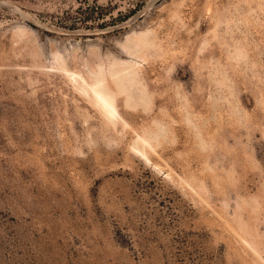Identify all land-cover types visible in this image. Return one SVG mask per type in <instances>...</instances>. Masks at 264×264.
Masks as SVG:
<instances>
[{
  "label": "rangeland",
  "instance_id": "1",
  "mask_svg": "<svg viewBox=\"0 0 264 264\" xmlns=\"http://www.w3.org/2000/svg\"><path fill=\"white\" fill-rule=\"evenodd\" d=\"M0 264H264V0H0Z\"/></svg>",
  "mask_w": 264,
  "mask_h": 264
},
{
  "label": "bare ground",
  "instance_id": "2",
  "mask_svg": "<svg viewBox=\"0 0 264 264\" xmlns=\"http://www.w3.org/2000/svg\"><path fill=\"white\" fill-rule=\"evenodd\" d=\"M97 83H98V82H97ZM97 83H96V84H97ZM86 85H87V84H86ZM92 85H93V84H92ZM89 86H90V85H89ZM98 86H99V85H98ZM94 87H95V86H94ZM99 87H101V86H99ZM89 88H90V87H89ZM91 88H92V87H91ZM91 88H90V89H91ZM93 89H94V88H93ZM86 90H87V89H86ZM94 92H95V91H94ZM99 93H100V92H99ZM94 95H95V93H94ZM99 96H100V95H99ZM96 97H97V96H96ZM100 97H101V96H100ZM104 98H105V96H104ZM100 100L103 101L105 105H107L105 99H104V100H103V99H100ZM104 108H105V107H104ZM115 109H116V108H115ZM109 110H110V109H109ZM110 111H111V110H110Z\"/></svg>",
  "mask_w": 264,
  "mask_h": 264
}]
</instances>
